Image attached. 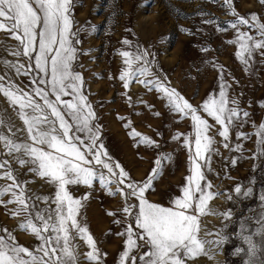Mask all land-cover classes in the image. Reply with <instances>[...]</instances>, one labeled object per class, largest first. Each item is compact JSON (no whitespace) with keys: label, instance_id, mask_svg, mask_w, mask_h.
I'll use <instances>...</instances> for the list:
<instances>
[{"label":"rangeland","instance_id":"374dc122","mask_svg":"<svg viewBox=\"0 0 264 264\" xmlns=\"http://www.w3.org/2000/svg\"><path fill=\"white\" fill-rule=\"evenodd\" d=\"M233 8L237 16L248 19L249 23L239 24L224 0H72L71 31L75 35L71 39L76 49L72 70L81 75V93L94 113L90 126L93 131L98 126L97 148L103 144L108 156L102 158L113 165L118 163L128 174L124 184L114 182L104 187L99 176L103 174L107 179L109 173L93 161L90 166L96 177L91 186H68L70 194L81 199L78 220L95 240L100 253L98 264H118L127 238L126 228L132 225L139 231L135 229L134 216L123 211L126 205L138 211L139 201L122 195L117 189L129 193L128 183L142 186L149 180L153 168L159 167L160 175L144 195L149 202L169 207L173 198L181 196L186 177L191 174L190 148L185 145L188 138L194 155L191 116L175 111L166 95L153 84L141 83L149 80L175 89L198 109L197 114L210 126L206 134L213 142L211 150L205 154L208 164L205 166L204 161H200L205 176L201 184L210 183V191L217 195L208 202L210 214L199 217L201 235L207 232L211 235L204 236L205 239H217L216 234L227 239L219 246H211L208 256L187 261V264H243L247 259V245L242 236L259 227L258 217L264 210L261 200L264 196V145L258 147L256 135L258 126L264 122V49H255L250 57L245 55L241 59L236 55L238 45L230 42L237 39L238 32L247 33L255 41L264 40L251 20V14H255L259 23L264 24V3L233 0ZM234 23L236 28L232 27ZM18 46L19 42L12 39L10 33L0 31V57L13 58L11 53ZM124 51L131 54V68L120 55ZM136 56L143 59L135 60ZM15 58L16 64H24L26 68L31 65V71L27 75L17 74L10 66L16 74L0 75L5 82L10 80L29 92L36 86L45 88L43 84L32 83L44 76L35 69L34 59ZM145 67L148 71L141 75L140 69ZM126 70L135 73L127 78V87L120 79ZM222 86L228 101L226 107L235 108L239 113L227 124V140L219 135V130H223L221 125L201 107L210 96L218 99ZM34 98L39 100V97ZM62 99L71 100L72 96ZM0 120L6 125L10 123L14 132L24 127L3 95H0ZM133 130L140 135H130ZM0 131L11 135L7 126L0 127ZM17 135L23 139L26 132H17ZM77 135L85 144L90 143L87 132ZM143 137L154 143L143 142ZM6 152L0 146V161H9L36 210L55 208L50 202L46 204L36 199L37 196L54 197L55 187L29 172L28 166L21 167ZM88 159H92L91 155ZM157 160L162 161L160 166L155 163ZM115 171L118 173L119 169ZM2 174L0 170V176ZM9 183L11 181L0 178V186ZM237 187L240 193L235 191ZM249 189L251 193L245 197L244 192ZM110 190L114 194H109ZM9 199L10 194L0 197L3 201L0 203V235H6V229L20 245L35 249L41 241L18 227L28 214L13 216L17 205L6 203ZM224 213H230L231 218L225 219ZM253 239L259 241L260 238L254 236ZM73 243L78 246L79 264H97L86 259L90 249L83 240L76 237ZM237 248L242 249L238 255L235 254ZM145 250V247L135 249L132 255L138 257Z\"/></svg>","mask_w":264,"mask_h":264},{"label":"snow or ice","instance_id":"6c2138e0","mask_svg":"<svg viewBox=\"0 0 264 264\" xmlns=\"http://www.w3.org/2000/svg\"><path fill=\"white\" fill-rule=\"evenodd\" d=\"M260 2L264 3V0ZM224 3L232 9L230 14L237 16L233 0H224ZM71 7L72 0H0V31L10 33L11 38L19 42L18 49L13 50L11 54L27 57L29 61L34 59L35 69L44 76L38 81L34 79L32 83L45 85V88L33 87L29 92L10 80L5 82V78L0 76V95L6 98L24 126L14 132L10 123L6 125L0 120V127L7 126L11 133L6 135L0 131V146L7 150L6 154L17 164L21 167L28 166L29 172L46 180L56 189L52 198L36 197L46 204H54L55 208L36 210L32 198L26 194L27 189L14 175L9 161H0V170H3L0 178L11 181L0 186V197L10 194L11 199L6 203L17 205L12 215L28 214L19 224V229L41 241L35 249L30 250L20 245L12 233L5 229L6 235H0V264H79L78 246L73 243L76 237L83 240L90 249L86 253V259L98 264L100 253L95 240L87 227L81 225L78 220L81 199L74 198L68 186H91L96 177V172L90 166L93 161L109 173L107 179L103 174L99 176L104 187L114 182L124 184L128 175L118 163L113 165L102 158L108 156L103 144L97 148L98 126L96 131L90 126L94 113L81 93V75L72 70L76 49L71 39L75 35L71 31ZM237 20L239 24L249 23L244 17L237 16ZM251 20L264 37V24L259 23L255 14H251ZM232 27L236 28L237 25L234 23ZM230 43L238 45L236 55L241 59L245 55L250 57L255 49H264V40L255 41L245 32H238L237 39ZM120 55L125 58L124 63L131 68V54L124 51ZM134 59L141 60L143 57L136 56ZM11 67L15 68L17 74L27 75L31 71V65L26 68L24 64H14ZM147 71L146 67L141 68L140 74L144 75ZM133 75L135 73L131 71L122 72L120 79L125 81V87L128 86L127 78ZM141 83L153 84L157 91L166 95L175 111L190 114L195 133V152L194 155L191 154L192 142L185 138V145L190 148L191 174L186 177L187 183L181 189V196L173 198L169 207L149 202L144 195L152 186V181L160 175L162 169L159 167L153 168L149 180L142 186L128 183L126 187L130 190L129 193L117 189L122 195H130L139 201L138 211H133L131 205L123 208L124 213L134 216L135 229L139 231H135L132 225L126 228L127 238L118 264H127L129 261L130 264H187V261L208 256L211 246H219L227 239L220 234H216L218 238L214 240L204 238L211 233L204 232L203 236L201 235L199 217L210 214L207 211L208 202L217 195L210 191V183L201 184L205 176L200 161H204L205 166L208 164L209 158L205 154L211 150L210 145L213 142L206 134L210 126L207 120L197 114L198 109L175 89H170L159 81L153 83L149 80ZM69 95L72 96L71 100L62 99ZM51 96L55 99H51ZM34 97H39V100ZM227 103L226 92L222 86L218 99L210 96L201 106L208 116L221 125L223 130H219V135L225 140L228 138L227 124H231L232 118L239 115L237 109L227 108ZM243 115L246 117L248 113ZM17 132H26V136L20 139ZM81 132H87L90 143L85 144L77 135ZM130 135L140 134L133 130ZM256 135L259 137L258 147L264 145V122L258 126ZM142 141L149 145L154 143L147 137H143ZM239 147L237 145V148ZM89 155L91 160L88 159ZM155 163L160 166L162 161L157 160ZM116 169H119L118 173ZM235 191L240 193L241 189L237 187ZM250 193L251 189L244 192V196L247 197ZM109 194L114 193L110 190ZM261 200L264 201V196H261ZM223 215L225 219L231 218L230 213ZM258 222L259 227L254 232L242 236L247 245V259L243 264H264V210L258 217ZM254 236H258L259 241L254 240ZM141 247L146 250L138 257L132 255L135 249ZM241 251L242 249L237 248L235 254L238 255Z\"/></svg>","mask_w":264,"mask_h":264},{"label":"bare ground","instance_id":"6f19581e","mask_svg":"<svg viewBox=\"0 0 264 264\" xmlns=\"http://www.w3.org/2000/svg\"><path fill=\"white\" fill-rule=\"evenodd\" d=\"M17 58H15V56H13V58H10V59H6L4 57H0V75H15V71H12V70H15V68H10L11 65H14L16 64L17 62ZM7 62V63H6ZM15 124H18V121L15 120Z\"/></svg>","mask_w":264,"mask_h":264}]
</instances>
